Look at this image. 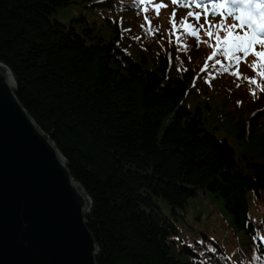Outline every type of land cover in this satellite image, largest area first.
I'll list each match as a JSON object with an SVG mask.
<instances>
[{
  "label": "trees",
  "instance_id": "obj_1",
  "mask_svg": "<svg viewBox=\"0 0 264 264\" xmlns=\"http://www.w3.org/2000/svg\"><path fill=\"white\" fill-rule=\"evenodd\" d=\"M71 3L88 10L53 18ZM221 19L188 1L0 0V63L90 200L96 264H264V64L222 54L228 29L210 38L207 23ZM207 192L230 233L189 227L193 243L181 240L177 221L201 220L185 211Z\"/></svg>",
  "mask_w": 264,
  "mask_h": 264
},
{
  "label": "water",
  "instance_id": "obj_2",
  "mask_svg": "<svg viewBox=\"0 0 264 264\" xmlns=\"http://www.w3.org/2000/svg\"><path fill=\"white\" fill-rule=\"evenodd\" d=\"M89 207L0 63V264H96Z\"/></svg>",
  "mask_w": 264,
  "mask_h": 264
},
{
  "label": "snow or ice",
  "instance_id": "obj_3",
  "mask_svg": "<svg viewBox=\"0 0 264 264\" xmlns=\"http://www.w3.org/2000/svg\"><path fill=\"white\" fill-rule=\"evenodd\" d=\"M141 2V0H134V3L138 5ZM177 0H173V3H176ZM164 5H158L157 6V14H159V7H163ZM188 5H185L187 7ZM200 4H197V7H199ZM205 6V12L207 13V4ZM212 14H220L222 16V19L218 25H213L210 21H207L208 23V36L212 37L211 29L213 27H216L218 29H224L227 27L228 29V35L224 37L223 44L226 46L222 54L224 56H231L232 59L239 60L240 57L236 56L235 53L237 52H243L245 56L249 54L250 51H253L254 54L260 58L258 61L260 64H264V50L262 51H255L254 45L255 44H261L264 45V0H231L230 3H225L224 0H221L219 3H212ZM217 10H223L218 13ZM189 17H195V19L198 21L200 18L199 13H188ZM175 17V12H173V18ZM227 17H232L234 20L239 21V24L234 25H226V19ZM147 19V17H146ZM181 27L188 29L191 28L192 31L190 35L193 36H199V28H203V25H199L197 28L194 25L188 24L187 18L180 21ZM247 27L248 31H246L243 35L234 34L233 29L236 27L244 28ZM173 27H175V23L173 24ZM217 40H220V37L217 35ZM215 55V53H214ZM220 61L217 60V64H219ZM254 68L256 67V62L252 65ZM264 75V72L261 73ZM238 75V73H237ZM247 79V78H246ZM250 83H256L255 80L250 79ZM264 91V88L261 89ZM240 101H237V104H239ZM255 115V113H253ZM260 239L264 240V236H261L257 234L254 236V240ZM264 254V245L258 246Z\"/></svg>",
  "mask_w": 264,
  "mask_h": 264
},
{
  "label": "rangeland",
  "instance_id": "obj_4",
  "mask_svg": "<svg viewBox=\"0 0 264 264\" xmlns=\"http://www.w3.org/2000/svg\"><path fill=\"white\" fill-rule=\"evenodd\" d=\"M79 1V0H76ZM168 2L177 10L180 9V5L185 2H190L192 5L203 15H207L210 18L216 17L218 18L220 14L213 15L212 14V3H219L221 0H177L176 3H173V0H164ZM228 0H224L227 2ZM85 3V2H83ZM197 4H200L197 7ZM205 4H207V13L205 12ZM81 5L71 3L66 7L59 8L53 15V18H57L59 21L67 23L72 18L77 17L78 13L82 11H87V7H80ZM218 13L223 10H217ZM231 19L236 23L237 21L234 20L232 17ZM257 48V47H256ZM264 50V45L261 46ZM208 193V192H207ZM161 210L171 216L170 208L165 202H161ZM222 203L219 202V199L214 198L211 196L210 193L205 195L204 193H200L196 198L191 199L189 203V207L186 209V215L188 219L193 218L195 212H201V220L193 219L192 221H184L182 224L177 221L178 227V235L181 240H187L193 243V239L195 238V233L189 227L195 228L197 232L201 230H205L207 232H211V230H215L217 233H230L229 229L226 227L227 224V215L224 209L221 207ZM211 215V218H208ZM215 217L218 218L216 221ZM188 227H185L187 226ZM179 243L172 246L171 253L181 260H186L189 258V254L181 250V247L178 245Z\"/></svg>",
  "mask_w": 264,
  "mask_h": 264
}]
</instances>
